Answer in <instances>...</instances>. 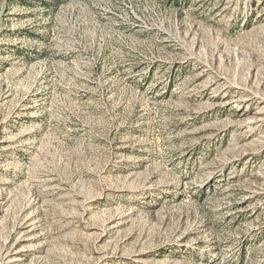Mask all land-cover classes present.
<instances>
[{"label":"rangeland","instance_id":"374dc122","mask_svg":"<svg viewBox=\"0 0 264 264\" xmlns=\"http://www.w3.org/2000/svg\"><path fill=\"white\" fill-rule=\"evenodd\" d=\"M0 264H264V0H0Z\"/></svg>","mask_w":264,"mask_h":264}]
</instances>
